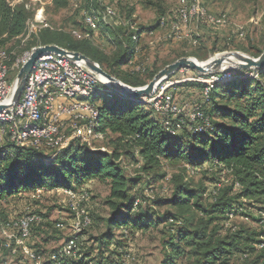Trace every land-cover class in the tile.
<instances>
[{
    "label": "trees",
    "instance_id": "16d2710c",
    "mask_svg": "<svg viewBox=\"0 0 264 264\" xmlns=\"http://www.w3.org/2000/svg\"><path fill=\"white\" fill-rule=\"evenodd\" d=\"M89 1L97 6L95 0ZM1 7L0 38L3 35L15 38L24 29L26 12L22 7ZM177 16L176 10V18L167 19V27ZM71 30L60 33L63 30L58 29L57 33H53L45 28L29 49L36 45L56 44L86 55L105 70L106 53L93 48L88 42L90 38L73 37ZM131 35L128 27L120 25L115 40H111L114 48L122 53V60L128 51L133 53L135 43ZM198 39L194 36L195 42ZM6 51L10 61H13L15 52ZM139 52L136 55L133 53L132 60L143 64L136 59ZM121 55L118 53L116 58ZM105 71L114 76L113 72ZM130 71L136 74L145 72ZM255 72L264 75V69H255ZM242 74L234 71L230 80L213 86L209 102L202 103L201 100L200 104L211 121V129L205 133H192L187 128L171 133L149 105L109 89L110 97L98 93L91 99L98 110L96 130L108 142V150L90 149L74 139L47 162L53 151L49 147L34 149L7 142L0 144V205L17 196H25L30 202H35L37 200H32L30 193L41 187L45 188L44 191L54 189L61 192V188L86 191L89 201L87 183L102 182L107 187L104 205L108 211L106 216L94 217L87 206L91 223L80 236L82 259L77 261L121 264L124 252L132 254L129 243L133 237L163 224L158 239L160 264H264V245L252 247L256 235L254 229L229 222V213H232L231 217L249 215L241 212L244 207L236 203L239 200H244L260 214L264 213V83L257 77H240ZM14 75L11 73L12 79ZM119 80L132 87L148 82L127 73H122ZM100 96L103 98L100 99ZM183 147L188 149V153L182 150ZM176 157L190 164L207 163V167H222L231 181L229 185H219L205 194L198 187L192 188L180 172L170 176V193H154L151 200L143 194L144 187L151 186L149 179L143 181L142 176L129 175L124 165L127 161L135 165L139 163L137 167L140 171L149 173L158 168L162 160L172 161ZM137 191L140 194L137 195ZM136 199L139 202L134 205ZM158 204L166 205L168 212L159 217L151 216ZM26 207L34 211L30 206ZM7 208L0 206V226L10 219ZM56 221L52 228L64 230L55 227ZM256 221L264 226V217H258ZM43 222L42 218L39 225L32 226L27 243L32 249L45 254L40 246H32L29 242L34 227L46 228L42 226ZM66 232L68 235V229ZM37 234L42 238L51 233L46 229L38 230Z\"/></svg>",
    "mask_w": 264,
    "mask_h": 264
},
{
    "label": "rangeland",
    "instance_id": "374dc122",
    "mask_svg": "<svg viewBox=\"0 0 264 264\" xmlns=\"http://www.w3.org/2000/svg\"><path fill=\"white\" fill-rule=\"evenodd\" d=\"M187 4L193 0H185ZM202 7L211 15L224 16V22L213 24L205 20H193L187 28L190 31L191 39L177 38L166 39L168 32L167 19L176 18V10L180 4V0H95L96 5H91L89 0H0L1 6H7L6 3H14L12 9L22 7L26 12V20L24 29L20 35L15 38H8L3 35L0 43L6 49L15 52L16 55L30 50L31 45H35L36 37L39 32L45 28H49L53 33H57L58 29L67 33L69 29H76L80 32L87 31L84 24V14L91 12L99 14L97 29L91 33L89 44L106 53V62L103 68L119 79L122 73H127L132 77L149 81L153 72H158L164 66L174 62L181 57H191L200 62L210 59L212 56L227 52L238 51L252 58H256L259 52L264 49V0H198ZM100 4H99V3ZM112 5L119 17L128 18L135 21V24L142 30L140 36V52L136 58L143 62L146 71L144 74L133 73L129 65L132 60L133 53L128 51L123 56L122 53L114 48L111 40H115V35L119 31L120 23L115 18L106 19L110 25H106L102 19L103 6ZM44 21L38 28L31 31L32 19ZM41 16V19L39 18ZM161 18H164L163 24ZM46 24V26H45ZM1 26V23H0ZM45 26V27H44ZM113 28V29H112ZM1 29V27H0ZM30 34L26 38L27 33ZM194 36L199 37L195 42ZM120 58H116L117 54ZM134 61V60H133ZM135 62V61H134ZM113 65V66H112ZM130 69V70H129ZM232 73H243L242 76L257 77L264 83V75H258L255 69L229 68ZM156 72V73H157ZM16 73V72H15ZM14 73V74H15ZM194 70L182 68L171 74L167 81H178L181 79L191 78ZM197 74V73H196ZM205 83L184 80L174 85L172 90L174 99L183 105L186 110L191 109L195 105L201 103L203 97V87ZM103 97L100 96V99ZM65 136L71 133L70 130H64ZM74 140V139H73ZM71 141V140H70ZM109 141V140H108ZM107 141L105 139L95 140L92 145L94 149L108 150ZM183 151L188 153V149L183 147ZM129 175H138L143 177V181H149L153 193L157 195H167L170 188L171 175L182 172L185 179L190 183L192 188L198 187L205 194H208L212 188L219 185H229L231 181L230 175L222 167L209 166V164H190L180 157L174 158L172 161L162 160L159 167L151 170L149 173L140 171L135 163L129 161L124 163ZM89 190L88 209L94 217H103L107 214V208L104 205L107 187L102 182L92 181L87 183ZM141 185V184H140ZM139 189V187H138ZM140 194L137 191V195ZM207 203V199L204 202ZM244 207L241 212L249 213L237 214L230 217L229 222L237 226H247L256 232L255 240L252 247H257L260 241H264V226L256 221L258 217H264V213L260 214L257 209L245 203L244 200L236 202ZM203 204V203H202ZM204 205V204H203ZM2 208L8 207V218H13L24 213L26 206H30L34 211L39 213L44 219L42 224L44 228L34 227L33 235L29 242L32 246H40V250L47 254L61 245L67 235V228L64 230H54L52 224L60 219L65 225L68 219L72 218V211L66 205V201L61 192L54 189H47L35 202H30L25 196L22 198L14 197L8 203H3ZM151 208V207H150ZM149 208V209H150ZM151 216H161L166 214L167 206L158 204L153 209ZM161 225L154 229H149L143 234L133 237L129 243V249L135 257V260L122 261L123 264H160V250L158 239L161 236ZM262 226V227H261ZM41 229V230H40ZM48 229L50 235H43L41 238L37 231ZM51 229V230H50ZM66 229V230H65ZM87 235V234H86ZM39 236V237H38ZM85 239L86 236H85ZM2 237L0 234V264H11L12 258L8 251L1 244ZM242 262V261H239ZM73 264H87L79 261Z\"/></svg>",
    "mask_w": 264,
    "mask_h": 264
},
{
    "label": "built area",
    "instance_id": "2783aa9c",
    "mask_svg": "<svg viewBox=\"0 0 264 264\" xmlns=\"http://www.w3.org/2000/svg\"><path fill=\"white\" fill-rule=\"evenodd\" d=\"M180 1L177 19L170 23L165 35L166 39L181 37L191 39L187 28L193 20H205L213 24L225 21L224 16L208 13L198 0H193L189 4L185 0ZM8 5L13 7L14 3L10 2ZM99 16L94 12L84 14L83 20L87 31L82 33L72 29L70 31L72 36L77 39L90 38L91 33L97 29ZM36 17L37 15L32 19L31 31L44 22L43 20L38 21ZM108 18L117 19L121 26L128 27V31L132 32L131 40L135 43L133 53L136 55L140 49L138 44L141 36L140 28L135 22L121 20L112 6L105 5L102 19L106 25H110L106 21ZM160 20L163 24L164 18ZM29 34L30 31L25 37L27 38ZM37 46L40 45L31 47L30 50L16 55L13 61H10L6 49L0 43V105L6 103L17 71ZM129 63L131 70L145 71L143 64L133 60ZM11 73H15L13 79ZM231 78L232 72L229 69H223L214 74L197 73L191 78L178 81H167L168 78H166L155 87L151 94L142 97L140 101L154 110L165 128L171 133L183 128H187L192 133H205L211 129V121L202 105L198 104L186 110L185 104L181 105L174 99L172 93L174 85L184 80L205 83L202 103H207L213 86ZM109 89L111 88L102 80V77L89 69L84 62L72 60L51 51L42 53L35 60L28 74L18 101L0 110V144L7 142L17 147L34 149L49 147L53 151L46 159L47 162L73 139H78L88 148L94 149L93 141L103 139V134L96 130L98 110L91 99L98 93H105L110 97ZM64 130H70L71 133L65 136ZM44 190L43 187L35 188L30 193V198L38 200ZM60 191L73 214L66 225L60 219L54 224L58 229L64 227L68 229V235L63 243L54 251L49 252L47 256L29 247L27 240L31 228L39 225L42 217L26 207L24 213L9 219L0 226L2 246L13 257L11 264H68L82 259L79 248L80 236L91 223L87 210L88 193L68 188H61ZM143 194L151 200L154 199L150 186L144 187ZM138 202L139 200L136 199L134 205ZM229 216L231 217L232 213H229ZM263 245L264 242H261L258 247ZM131 260H134V256L130 252H124L123 262Z\"/></svg>",
    "mask_w": 264,
    "mask_h": 264
},
{
    "label": "water",
    "instance_id": "95a60500",
    "mask_svg": "<svg viewBox=\"0 0 264 264\" xmlns=\"http://www.w3.org/2000/svg\"><path fill=\"white\" fill-rule=\"evenodd\" d=\"M46 51L54 52L60 56L71 58L72 60L84 62L89 69L102 78H105L107 80V85L113 91L125 98L133 100H140L142 97L151 94L161 81L165 80L171 74H174L182 68L194 70L196 73L202 75L218 73L223 70L225 66L240 69H264V49L256 58H252L238 51L218 53L210 59L202 62L191 57H181L160 69L145 85L132 87L107 73L99 66L98 63L80 52L70 51L56 44H45L35 47L30 53L29 58L19 68L13 80L12 90L6 100V103L0 105V110L12 106L18 101L27 76L34 65L35 60Z\"/></svg>",
    "mask_w": 264,
    "mask_h": 264
},
{
    "label": "bare ground",
    "instance_id": "6f19581e",
    "mask_svg": "<svg viewBox=\"0 0 264 264\" xmlns=\"http://www.w3.org/2000/svg\"><path fill=\"white\" fill-rule=\"evenodd\" d=\"M38 19H41V16L39 15V18ZM102 80L104 81V82H107V80L105 79V78H102Z\"/></svg>",
    "mask_w": 264,
    "mask_h": 264
}]
</instances>
